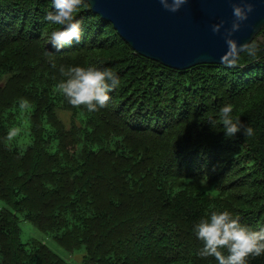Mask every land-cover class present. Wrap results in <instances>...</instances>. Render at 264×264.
Instances as JSON below:
<instances>
[{"label":"trees","instance_id":"1","mask_svg":"<svg viewBox=\"0 0 264 264\" xmlns=\"http://www.w3.org/2000/svg\"><path fill=\"white\" fill-rule=\"evenodd\" d=\"M52 11L51 0H0V264H67L40 241L22 242L21 220L67 252L83 250L84 264H216L197 255L193 232L216 209L264 227V45L255 64L242 53L177 71L136 54L85 3L80 41L57 52ZM69 66L117 73L106 107L67 102L58 83ZM225 104L253 136L225 138ZM57 108L71 112L68 129Z\"/></svg>","mask_w":264,"mask_h":264},{"label":"clouds","instance_id":"2","mask_svg":"<svg viewBox=\"0 0 264 264\" xmlns=\"http://www.w3.org/2000/svg\"><path fill=\"white\" fill-rule=\"evenodd\" d=\"M86 2L87 0H51L54 11L49 12L45 19L51 25L59 26L51 31L49 38V43L57 52L70 47L74 41H80L82 21L77 18V13ZM160 3L165 9L177 12L187 0H160ZM253 11L252 3L233 5L235 19L228 31L226 43L234 60L238 61L242 53L253 62L260 59L259 53L262 49L258 44H240L232 38V33L240 29L241 23ZM222 25L223 21L214 24L212 31L219 33ZM60 72L65 79L58 83V90L70 105H83L89 113L106 107L110 99L109 93L120 83L117 73L110 68L69 66L67 69L61 67ZM26 106L27 102H21V108ZM219 120L226 139H233L238 133L245 137L254 135V129L246 126L239 115H234L231 104L220 108ZM211 123L213 122L210 121ZM18 132L17 128L10 129L7 138L11 140ZM193 232L202 242L197 255L202 258L214 257L216 264H249V257L264 256V227L253 229L227 209L211 211L194 225Z\"/></svg>","mask_w":264,"mask_h":264},{"label":"water","instance_id":"3","mask_svg":"<svg viewBox=\"0 0 264 264\" xmlns=\"http://www.w3.org/2000/svg\"><path fill=\"white\" fill-rule=\"evenodd\" d=\"M92 13L110 23L120 38L139 56L177 71L200 65L234 62L226 38L233 20V5L252 3L254 11L232 38L252 42L264 28V0H187L177 12L160 0H87ZM223 21L219 33L212 26Z\"/></svg>","mask_w":264,"mask_h":264},{"label":"rangeland","instance_id":"4","mask_svg":"<svg viewBox=\"0 0 264 264\" xmlns=\"http://www.w3.org/2000/svg\"><path fill=\"white\" fill-rule=\"evenodd\" d=\"M263 29L253 39V40H255L254 43L258 44L259 46H263L264 45V30ZM261 60H263V58H260L259 59V61H261ZM241 62H238L234 66H236V67L243 66L244 62L243 61H241ZM247 63L248 64H255L257 62L250 61V63L249 62H247ZM224 70H226V69H223V71ZM198 72H204V73H206L207 76H209L208 78H212L215 75H220V73L216 69H213L212 67H207V66L205 67L204 70H200ZM259 73H260V71H259ZM194 74H195V72L193 74H185L184 76H187V75H189V76L191 75L192 76ZM244 74H246V73L244 72ZM253 74H255V73H253ZM215 77H217V76H215ZM254 77H256V75L249 77V80L252 82ZM199 80L200 79H198V80L193 79V82L194 83H197ZM244 80H245V78H243V81ZM216 81H215V84L218 83ZM223 83H225V81H223L222 84ZM219 84L220 83H218V85ZM248 85L249 84L243 85L241 87V90H245V88H248ZM232 90L233 89H231L228 92H231ZM234 90L235 91H234L233 96H235L238 93H240V91H238V86H236V88H234ZM219 96H222V93H220ZM56 113H57L58 117L60 118V120L63 122L65 128L68 129L70 127V125H71V112L65 111V110H63L61 108H57L56 109ZM76 123L79 124V119H76ZM24 129H27L26 126H25ZM16 144L18 146H24V145L26 146L29 143H27L25 140L22 141L20 139V141L17 140ZM1 206H2V203L0 202V207ZM20 228H21V240H22V242H28L30 240L40 241V242L44 243L56 256H58L59 258H61L62 260H64L67 264H84L83 263V258H84V253H83L84 251L83 250H81V252H74V253H70V252L65 251L55 241H53V239L51 238L50 235L49 236H46L44 233H42L40 230H38L36 227H34L33 225H31L27 221L21 220L20 221Z\"/></svg>","mask_w":264,"mask_h":264}]
</instances>
